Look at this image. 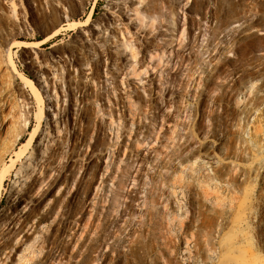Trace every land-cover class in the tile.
<instances>
[{
    "label": "rangeland",
    "instance_id": "374dc122",
    "mask_svg": "<svg viewBox=\"0 0 264 264\" xmlns=\"http://www.w3.org/2000/svg\"><path fill=\"white\" fill-rule=\"evenodd\" d=\"M15 3L8 37L0 0V223L14 220L0 226L13 237L0 264H195L175 181L199 182L190 166L205 162L230 174L234 160L246 174L234 182L252 188L264 169L248 148L264 140V0ZM33 133L34 159L16 175Z\"/></svg>",
    "mask_w": 264,
    "mask_h": 264
},
{
    "label": "bare ground",
    "instance_id": "6f19581e",
    "mask_svg": "<svg viewBox=\"0 0 264 264\" xmlns=\"http://www.w3.org/2000/svg\"><path fill=\"white\" fill-rule=\"evenodd\" d=\"M2 2L7 6H1V9L5 18L4 26L8 28L6 31L7 36L9 37L12 34V19L16 15V3L15 0H2ZM87 21L88 19L85 23ZM75 24L80 25L79 22H76ZM51 41V37L48 36L39 42L22 41L21 45L33 50L39 48L41 45L48 44ZM26 81L38 98L40 103L38 116L39 119H42L45 116L43 96L38 89L36 82L32 78H27ZM262 113L263 112H261V115ZM0 114L2 115V121L0 120L1 124L7 123L9 121L8 113L2 110ZM255 122L258 124V120ZM256 127L255 124V129ZM252 128L254 130L253 126ZM34 135L35 134L33 133L31 139L25 144L24 148H21L20 151L16 152L18 159H23L21 156L22 154L27 157L26 161L22 162L16 175H19L31 166L36 151L33 147L32 150H30L28 146L31 144ZM248 148L256 152L257 155H263L261 158H264V140L251 136L248 140ZM43 151H45L44 146L38 151V153ZM188 161L191 160L188 159ZM208 163H210V161ZM232 166V172L229 174L221 172V170L213 166V171H211L210 167L206 165V162L201 163L199 167L192 165L190 167L198 172L197 178L199 179V182L194 183L189 178L182 182L178 180L175 181L176 186L183 187L184 195L182 198L184 202L183 204L179 203V207L183 206L184 212L175 215L174 218L179 221L177 225L178 228L183 225L185 226L184 237L186 242L189 244L194 243V251H191V249L188 248L189 251L186 256H188V259L195 257L193 259L195 264H200V262L206 264V262L209 261L214 264H264V169H254L253 181L251 180V184L254 188H251L250 186L245 185L244 187L241 185V187L237 182H234L236 176L246 174L240 163L233 160ZM8 167H11V165ZM262 167H264V165H262ZM59 172H61L60 169L58 170V173ZM4 180V175H2L0 177V188ZM203 182H206L207 184L204 186L202 184ZM219 182L223 184V190L225 193L223 197H220L219 195L214 197L209 191V187L211 183H214L217 186ZM195 185L199 189L198 196L204 197L205 200H212V203L210 204L213 205L212 213L207 216L203 214L202 210H196L197 204L195 205L193 199L197 197L193 196L192 191V186ZM176 193L177 190L175 189L174 194ZM176 201L179 202L178 196H176ZM23 206H27V203H24ZM198 212L199 214H197ZM181 214H184L183 219L179 218ZM20 219L21 218H19V220ZM13 222L14 220L12 217H9L7 220L2 221L0 226H6V228H8ZM3 238L6 244L2 251L0 247V256L5 254V258L3 259L4 262L13 250L11 246V243H13V237L12 234L0 235V239ZM34 247H36L34 244L25 245L23 247L24 254L20 256V260L26 259L28 253H33L34 255ZM8 249L9 251L7 252ZM39 250L41 252V248H39ZM0 263H2L1 259Z\"/></svg>",
    "mask_w": 264,
    "mask_h": 264
}]
</instances>
